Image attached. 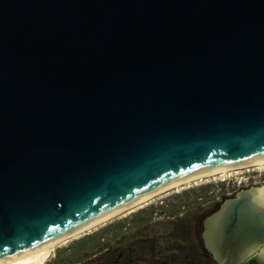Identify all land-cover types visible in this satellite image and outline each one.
<instances>
[{
	"label": "water",
	"instance_id": "95a60500",
	"mask_svg": "<svg viewBox=\"0 0 264 264\" xmlns=\"http://www.w3.org/2000/svg\"><path fill=\"white\" fill-rule=\"evenodd\" d=\"M264 159V0H0V262L173 181ZM264 264V204L206 221Z\"/></svg>",
	"mask_w": 264,
	"mask_h": 264
},
{
	"label": "rangeland",
	"instance_id": "374dc122",
	"mask_svg": "<svg viewBox=\"0 0 264 264\" xmlns=\"http://www.w3.org/2000/svg\"><path fill=\"white\" fill-rule=\"evenodd\" d=\"M263 187L264 169L249 168L172 188L57 246L45 264H210L206 221L226 199Z\"/></svg>",
	"mask_w": 264,
	"mask_h": 264
},
{
	"label": "bare ground",
	"instance_id": "6f19581e",
	"mask_svg": "<svg viewBox=\"0 0 264 264\" xmlns=\"http://www.w3.org/2000/svg\"><path fill=\"white\" fill-rule=\"evenodd\" d=\"M249 168H258V169H264V159H259V160H254V161H248V162H243V163H239V164H235V165H231V166H227V167H223V168H218V169H214V170H210V171H206V172H202V173H198V174H194L176 181H173L167 185H164L154 191H151L137 199H135L134 201L116 209L115 211L99 218L96 219L82 227H79L65 235H62L56 239L51 240L50 242L37 247L31 251H28L24 254H21L19 256H16L14 258H11L9 260H6L4 262H0V264H45V262L47 261V259L49 258V256L54 252V249L57 246H60L61 244H64L66 242H68L69 240L73 239V238H78L79 236H81L82 234H84L85 232H87L88 230H90L91 228L106 222L108 220H110L111 218L127 212L131 209H134L136 207H139L141 204L147 202L150 199H153L156 196H159L163 193H165L166 191L172 189V188H178L182 185H189L192 182H196L197 180H202L206 177H210V176H216V175H227V174H231L232 172H237L239 170L242 169H249ZM256 199H258V201L263 202L264 204V187L261 188L258 191V194L256 196Z\"/></svg>",
	"mask_w": 264,
	"mask_h": 264
},
{
	"label": "flooded vegetation",
	"instance_id": "af4514ba",
	"mask_svg": "<svg viewBox=\"0 0 264 264\" xmlns=\"http://www.w3.org/2000/svg\"><path fill=\"white\" fill-rule=\"evenodd\" d=\"M236 196V194L234 195ZM225 202V201H224ZM223 202V203H224ZM210 264H219V261L217 260V258L213 255V257L210 259Z\"/></svg>",
	"mask_w": 264,
	"mask_h": 264
},
{
	"label": "trees",
	"instance_id": "16d2710c",
	"mask_svg": "<svg viewBox=\"0 0 264 264\" xmlns=\"http://www.w3.org/2000/svg\"><path fill=\"white\" fill-rule=\"evenodd\" d=\"M110 264H124L123 262H121V260H114L112 263ZM152 264H160V262H155V263H152Z\"/></svg>",
	"mask_w": 264,
	"mask_h": 264
}]
</instances>
